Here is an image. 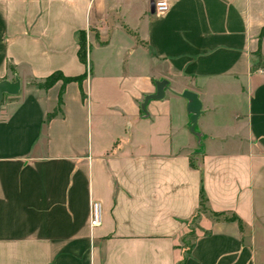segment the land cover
I'll return each instance as SVG.
<instances>
[{
    "label": "crops",
    "instance_id": "0c3cea01",
    "mask_svg": "<svg viewBox=\"0 0 264 264\" xmlns=\"http://www.w3.org/2000/svg\"><path fill=\"white\" fill-rule=\"evenodd\" d=\"M154 1L0 0V264H264V0Z\"/></svg>",
    "mask_w": 264,
    "mask_h": 264
},
{
    "label": "trees",
    "instance_id": "16d2710c",
    "mask_svg": "<svg viewBox=\"0 0 264 264\" xmlns=\"http://www.w3.org/2000/svg\"><path fill=\"white\" fill-rule=\"evenodd\" d=\"M77 55H78L79 60L84 61L85 49H84L83 34H80V37H79V48H78ZM258 65H259V62L257 61L256 63H254L250 66V69L254 70ZM82 77H83V75L72 76V77L64 76L60 72L55 71V72H52L51 74H49L48 76H46L43 80L35 82V86H37L38 88H42V89H46L47 87L51 86L57 80H59L61 82L59 92L57 95L56 109H55V111H52L51 113H47V115L45 116V121H47L50 117H52V115L55 114L56 110L59 111V107L61 104L62 88H63L64 84L69 82V81H77L78 83H80ZM189 164L192 165V160H189ZM198 197H199L198 208H197L193 218L190 221L189 231L186 234L187 251L190 250V248L192 247L193 241L196 237V234H195L196 229H199L202 233L207 232V230L201 229L197 224L199 213L206 211V206H205L206 199H205V196L203 195L201 190H199ZM209 215L213 219H222L225 221H233L237 224V226L239 228L241 226L240 219L234 214L226 215L222 212H209Z\"/></svg>",
    "mask_w": 264,
    "mask_h": 264
},
{
    "label": "water",
    "instance_id": "95a60500",
    "mask_svg": "<svg viewBox=\"0 0 264 264\" xmlns=\"http://www.w3.org/2000/svg\"><path fill=\"white\" fill-rule=\"evenodd\" d=\"M155 91L151 94H146L142 102L140 103V109L145 112V104L149 99H160L163 97V91L166 87V80L160 79L154 82ZM19 89V79L14 76L13 81H8L5 79H0V103L3 96L5 95H15ZM179 95L186 99V111L189 114V126L188 130L194 133L199 139L200 133L194 131L197 116L200 112V102L198 100L197 94L191 90H182Z\"/></svg>",
    "mask_w": 264,
    "mask_h": 264
},
{
    "label": "built area",
    "instance_id": "2783aa9c",
    "mask_svg": "<svg viewBox=\"0 0 264 264\" xmlns=\"http://www.w3.org/2000/svg\"><path fill=\"white\" fill-rule=\"evenodd\" d=\"M168 9L167 0H156L153 3L155 13H163ZM101 222V205L98 201L90 202L88 224L90 227L98 226Z\"/></svg>",
    "mask_w": 264,
    "mask_h": 264
},
{
    "label": "rangeland",
    "instance_id": "374dc122",
    "mask_svg": "<svg viewBox=\"0 0 264 264\" xmlns=\"http://www.w3.org/2000/svg\"><path fill=\"white\" fill-rule=\"evenodd\" d=\"M186 116H187V122H188V124H187L186 127H187V132H188L189 139L194 144V147L195 148H199L201 146V144L205 141V139L202 138L201 136L199 137V139H197L196 135L188 130V126H189V114L186 113ZM197 126H198V124L196 123L195 124V127H194V131L195 132H197Z\"/></svg>",
    "mask_w": 264,
    "mask_h": 264
}]
</instances>
